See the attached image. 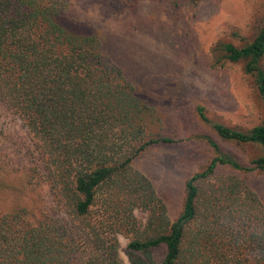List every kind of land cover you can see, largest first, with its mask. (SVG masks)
Returning <instances> with one entry per match:
<instances>
[{
	"label": "trees",
	"instance_id": "obj_1",
	"mask_svg": "<svg viewBox=\"0 0 264 264\" xmlns=\"http://www.w3.org/2000/svg\"><path fill=\"white\" fill-rule=\"evenodd\" d=\"M67 10L68 0H0V107L28 134L22 189L45 186L51 196L38 215L27 202L0 214V264H122L119 235L129 264H264V206L243 181L216 174H264V119L238 130L197 108L222 142L262 154L242 165L203 136L214 157L185 182L171 221L131 163L175 140L146 134L156 110L106 56L98 31L68 20ZM211 56L216 66L240 63L264 106V23L251 42L219 41Z\"/></svg>",
	"mask_w": 264,
	"mask_h": 264
},
{
	"label": "rangeland",
	"instance_id": "obj_2",
	"mask_svg": "<svg viewBox=\"0 0 264 264\" xmlns=\"http://www.w3.org/2000/svg\"><path fill=\"white\" fill-rule=\"evenodd\" d=\"M67 19L98 31L106 56L154 107L159 122L147 125L146 134L160 132L175 140L148 148L131 163L151 182L171 221L181 212L185 182L214 157L203 136L242 165L262 154L257 147L222 142L211 124L199 119L197 108L210 123L238 130L264 119V106L242 65L216 66L211 56L219 41L240 46L253 40L264 23V0H68ZM28 145L25 127L0 107V214L27 202L38 215L51 204L45 186L22 189V167L28 164L22 155ZM216 174L243 181L264 206V174L223 167ZM138 218L143 226L145 215ZM200 223L192 224V230ZM223 238L225 250L229 247ZM118 241L121 263L129 264L128 238L119 235ZM163 255V247L155 250L154 261L159 263Z\"/></svg>",
	"mask_w": 264,
	"mask_h": 264
}]
</instances>
